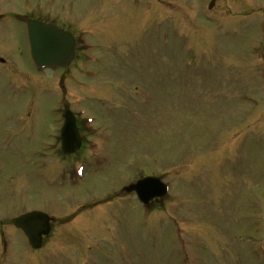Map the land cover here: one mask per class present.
<instances>
[{
	"label": "rangeland",
	"instance_id": "374dc122",
	"mask_svg": "<svg viewBox=\"0 0 264 264\" xmlns=\"http://www.w3.org/2000/svg\"><path fill=\"white\" fill-rule=\"evenodd\" d=\"M209 1L0 0L1 16L52 20L91 45L98 60L88 69L96 75L83 79L77 62L68 68L75 96L68 106L98 115L97 126L111 131L98 142L110 166L72 182L57 180L54 197L53 187L43 190L51 175L36 151L50 120L59 126L60 71L34 78L23 22L0 23V216L35 206L52 210L55 198L60 220L104 185L106 194L114 193L142 175L162 173L171 193L165 211L181 209L187 234L173 235L166 212L140 219L129 195L107 208L105 224L116 235L90 232L84 219L89 238L56 235L31 251L9 228L13 247L2 264H83L89 244L97 248L86 264H183L186 242L188 264H262L252 249L264 233V80L257 74L264 0H213L208 9ZM19 80L28 92L17 88ZM95 82L91 91L80 86ZM97 92L108 103L83 101ZM17 115L24 123L15 126ZM57 243L61 249L54 252Z\"/></svg>",
	"mask_w": 264,
	"mask_h": 264
},
{
	"label": "water",
	"instance_id": "95a60500",
	"mask_svg": "<svg viewBox=\"0 0 264 264\" xmlns=\"http://www.w3.org/2000/svg\"><path fill=\"white\" fill-rule=\"evenodd\" d=\"M29 40L32 44L33 58L35 62L45 64H65L72 57L73 44L68 35L56 30L50 25L29 22L28 24ZM67 118H70L69 115ZM63 131V150L67 152L64 140L66 134L71 130V125ZM45 220L34 213L22 216L14 220V224L20 227L26 234L31 247H38L40 244V234L46 232Z\"/></svg>",
	"mask_w": 264,
	"mask_h": 264
}]
</instances>
